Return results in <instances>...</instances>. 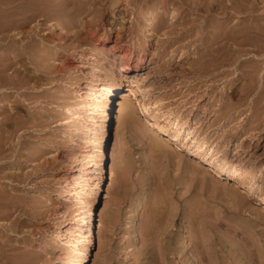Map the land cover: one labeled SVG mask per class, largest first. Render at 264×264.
Listing matches in <instances>:
<instances>
[{"label":"rangeland","instance_id":"1","mask_svg":"<svg viewBox=\"0 0 264 264\" xmlns=\"http://www.w3.org/2000/svg\"><path fill=\"white\" fill-rule=\"evenodd\" d=\"M11 1L0 0V264L64 258L58 236L78 213L68 189L86 149L97 154L70 129V105L107 76L145 92L132 96L135 121L120 122L119 93L109 104L84 264H264V0H96L100 17L78 0L91 4L84 20L74 0H48L55 11L31 22L27 0ZM234 30L249 40L225 38ZM145 103L198 121L220 153L255 168V186L148 132L163 118Z\"/></svg>","mask_w":264,"mask_h":264},{"label":"bare ground","instance_id":"2","mask_svg":"<svg viewBox=\"0 0 264 264\" xmlns=\"http://www.w3.org/2000/svg\"><path fill=\"white\" fill-rule=\"evenodd\" d=\"M47 1L48 0H27V3H28L27 5L29 6L28 7L29 14L27 13L28 15H27V18H26V19H28L27 22L28 21L31 22L32 20H34L35 17L38 14H41V15L44 14V15H47L48 18L50 17L49 15L52 12H54L55 10L52 7H50V6H52L51 3H50L51 4L50 6L46 5ZM65 1H64V3H65ZM91 1L92 0H90V2ZM99 1H101V0H99ZM119 1L120 0H113L114 3H118ZM125 1L126 2H130V0H125ZM215 1H216L217 5L219 7H221L222 5H225L222 0L221 1L220 0H215ZM231 1H233V0H231ZM74 2H78V0H74L73 2L71 1L72 4ZM81 2H82V0H81ZM95 2H96V0L95 1L93 0V2H91V3L93 5V7H94V10H96L95 12L98 13V15H99L98 17H100V16L105 14L106 7L99 8V7L96 6L97 7L96 8L94 6ZM97 2H98V0H97ZM186 2H187V0H183L182 5L186 4ZM193 2L196 3V5H197V3L198 2L201 3L202 0H200V1L199 0H194ZM42 3H43V9L42 8L40 9V7H42L41 6ZM68 3L69 2H67V4ZM214 3L211 2V4L208 5V6H210L211 8H215ZM44 4L47 7H50V9L49 8H44ZM74 4L75 5L71 7V8H74V11L77 12L76 15H74V16L79 17L78 20H82L83 17H84L83 13H85V12H87L89 10V8H90L89 5H91V4H88L86 6L85 5H78L77 3H74ZM232 4L229 5V6L231 7ZM242 4H246L245 1ZM39 5H40V7H39ZM54 6H55V3H54ZM56 6H58V5H56ZM66 6L68 7L69 5H66ZM54 8H56V7H54ZM66 8L62 9L63 12H64V10H66ZM71 8H69V9H71ZM56 10H59V9H56ZM237 12H238V10H237ZM55 13H57V12H55ZM55 13H53V14H55ZM53 14H52V16H53ZM228 14H227V16H228ZM61 15H65V14H62V12H61ZM70 15H71V13H70ZM81 15L83 17H81ZM231 15H232V13H231ZM61 17L63 18V16H61ZM69 17H71V16H69ZM53 18H54V16H53ZM71 18H74V19H71ZM71 18H70V21H72V22L70 24L67 23L68 24L67 26H69V27L77 25L75 17H71ZM54 20L52 22L50 21L52 27L55 26L56 21H57V20L56 21H54ZM226 20H224L223 23L221 22L220 24H218L219 27H220V25L224 24V22ZM216 21H217V19H216ZM68 22H69V18H68ZM113 23H114V20H112V24ZM158 23H159V21H158ZM213 24H214V22H213ZM213 24H212V26L215 25V24L214 25ZM217 26H216V29L214 30L215 32L212 34L211 41L208 40L209 42H212V43L216 42V41H218L216 39H219L220 36H222V35H220L221 31H219V29H218L219 35L216 34V31H217V28H218ZM64 27H65V25H64ZM234 32H236V31L234 30L232 33L225 32L226 33L224 35L225 38L232 39V43H234V44L236 42H238V41L241 42V40H242V42H243V40L245 42V40L248 39L246 36H244V37L241 36V35L244 34L243 33V34L240 35V37L243 38V39L240 40L237 37V36H239V34H237L235 36V35H233ZM20 34H21V32H20ZM217 36L219 38H217ZM248 36H249V34H248ZM141 37H142V35H141ZM250 37H251V35H250ZM250 39H252V38H250ZM252 40H254V39H252ZM240 42H238V43H240ZM233 50H234L233 52H235L236 49H233ZM240 50H241V48H240ZM143 51H144V49H143ZM149 53H150V51L145 49V51L142 54V56L144 57L146 54H149ZM114 54H116V53L114 52ZM125 55L126 54L124 53V56ZM235 55H236V53H235ZM115 56L116 55H114V57ZM128 56H130V55H128ZM230 57H231V55H230ZM129 58H131V56ZM237 58H238V56H237ZM143 60L142 61L138 60L139 62L137 63L136 66L141 65ZM120 85H121L120 82L114 81L110 76H107L106 81L102 85H99V83L96 81V79H91V81L89 82V85L86 86V90L81 94L82 96L79 99V101L78 102L76 101L77 103H75L74 105H70L71 106L70 107L71 109L69 111L70 115H71L70 116L71 117L70 118V125H69L70 129L72 130V132H74L75 136L80 137L82 140H85L90 145H94V147L92 146V148L97 149V154H95V152L91 153V151H92L91 148L90 149H86L85 154L82 153L83 157L82 156L81 157H82L83 165H82V162H81L82 167L80 168V171H78L79 174L77 176V179H76V181L74 183L72 182L73 183L72 186L68 189V194H67V199L66 200L74 202L73 204L77 206L76 210L78 211V213L77 214L75 213L76 215L70 221L71 224H69L70 227L67 228L66 234H62L61 233V235L58 236V238H59V240H58L59 244L58 245H60V248L64 249L65 256L63 255L64 258L63 257H62V259L60 258L61 260L57 261L56 264H84L86 262V260H87V253H86L87 248H88L87 245H88L89 242L92 241V239H91V236H92L91 227H90V224H89V220H90L89 218H90L91 211H92V204H91V199H89V197H90V195L94 194L93 191H94L95 187H99V182H100V181L98 182L96 179L95 180L92 179L93 175L95 174L94 173L95 170L93 168V163L92 162L94 160H96V157L99 155L98 151L102 152V146H103L102 142H103V139L105 137V134L103 132V128L106 127V122L104 120L107 121V117L109 115V110L111 109L109 104L112 101L114 95L119 93V97L122 98L121 100H119L118 108H117V114L119 116L120 122H122L124 120L125 121H127V120L128 121H130V120L135 121L137 119V117H135L136 116L135 115V112H136L135 111V103L133 102L132 96H136V94H139V92L140 93L142 92V94H144V92H145V88L142 87L139 84V81L137 79L134 80L132 85H130L126 90H121L120 89L121 88ZM138 102L141 103V100L139 98H138ZM147 104L146 103L143 104L144 108L147 111L151 110L153 115L154 114H156V115L158 114L157 117L160 116V117L163 118L161 121L159 119L153 121L152 124L154 126H156V127L155 128H150L149 127V129H148L149 131L148 132H150L152 134H155V136L156 135L160 136L162 133H164L163 135H167L168 137H170L174 141L175 146H176V144H177V146L178 145H185V144H188L190 147L192 146L193 147L192 148V152H196V153L198 152L197 154H200V158L202 157V159L204 161L208 162L212 167H214V169H216L219 172V174L226 175L228 177H232V178L238 179L240 181H244V183L246 182L250 189H252L255 186L254 184L257 183L256 180H255V177H256V173H255L256 171L254 170L255 168L254 167H250V166H246V165H241V164H238V163H234V162H232V160L229 159L230 157L229 158L227 157V155L225 153H220L221 151H218L219 148L217 147L218 148V150H217L216 147H213L212 143H210L211 139L209 140L207 137H205V135L203 136L201 133L198 132V130L202 126L201 125L200 127H198V125H197L198 121H195L194 125H192L193 121H192V124H191L190 120H187L188 118L187 119H181L172 110H166L165 111V110H162L161 106H159V105H151L150 103H149L150 105L149 104L147 105ZM152 137H153V135H152ZM152 139H154V138H152ZM156 140H158V139H156ZM159 140H160V143H161L162 142L161 139H159ZM163 142H162V146H163ZM87 143H85V144H87ZM86 147H87V145H86ZM89 150H91V151H89ZM159 150L162 151V149H160V148H159ZM98 161H100V160L98 159L97 163H98ZM94 165H96V164H94ZM251 166H253V165H251ZM98 167H100V166H98ZM91 179L94 182L91 183ZM137 204L139 206V203H137ZM140 204H141V202H140ZM84 226L86 227V231H82Z\"/></svg>","mask_w":264,"mask_h":264}]
</instances>
